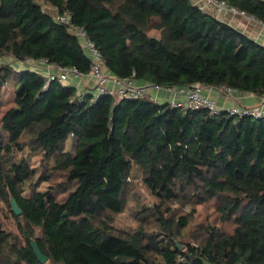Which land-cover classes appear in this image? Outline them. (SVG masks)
<instances>
[{
    "label": "trees",
    "instance_id": "16d2710c",
    "mask_svg": "<svg viewBox=\"0 0 264 264\" xmlns=\"http://www.w3.org/2000/svg\"><path fill=\"white\" fill-rule=\"evenodd\" d=\"M225 1L264 22V0ZM47 4L69 12L71 24L40 0H0V57L47 59L88 74L91 55L72 28L80 26L119 77L264 94V43L192 0ZM45 80L33 68L0 64V87L15 85L13 103L0 111V198L19 229L7 231L0 220V264H264V118L214 114L151 94L95 100L89 89L81 99L76 86L53 80L45 88ZM71 138L73 152L65 149ZM27 147L53 160L65 181L25 194L38 173ZM136 173L155 200L137 204L136 227L118 229L114 216L135 195ZM212 200L233 229L208 222L185 239L196 205ZM174 205L191 209L176 215Z\"/></svg>",
    "mask_w": 264,
    "mask_h": 264
},
{
    "label": "built area",
    "instance_id": "2783aa9c",
    "mask_svg": "<svg viewBox=\"0 0 264 264\" xmlns=\"http://www.w3.org/2000/svg\"><path fill=\"white\" fill-rule=\"evenodd\" d=\"M196 3V5L200 6L206 11L208 10L212 15L227 22L229 21V16H241L264 24V22L257 19L253 15L248 14L245 10H242L236 6H232L225 0H197ZM54 17L58 21L69 25L71 24V15L67 11H56ZM72 28L74 32L80 36L84 47H86V49L89 51L92 58L91 72L88 73V75L90 74V76L94 78L96 82L94 85V90L90 88L95 100L101 94H113L119 98L135 99L146 94H152L153 89L157 91L161 90V88H166L173 92L174 97L176 95L182 96V99H179L178 101L174 100L173 98V105H182L191 108H207L211 113L214 114H217L222 110H226L231 115L249 116L255 119L264 118V94L259 95L257 103L252 105L235 104L221 106L215 97L206 92V87L201 83H193L191 85L176 87H164L160 84H152L148 81H145L143 84H137V81L134 78H122L109 71H106L102 53L94 44V42L88 38L85 30L80 26H74ZM29 60L34 62V64H38V66L46 68L47 75L44 83L45 88H47L49 83L53 80L67 84L66 82L70 77L86 75L75 66H61L50 63L47 59L37 60L28 58L27 61ZM29 68L34 69L35 67L29 66ZM222 89L224 92H226V98L229 99L234 89L226 87ZM88 91L89 89L78 90V95L81 97V99H83Z\"/></svg>",
    "mask_w": 264,
    "mask_h": 264
},
{
    "label": "rangeland",
    "instance_id": "374dc122",
    "mask_svg": "<svg viewBox=\"0 0 264 264\" xmlns=\"http://www.w3.org/2000/svg\"><path fill=\"white\" fill-rule=\"evenodd\" d=\"M41 3H43V7L46 11L50 12L51 14L55 15L56 9L52 6H49L47 4V0H40ZM197 4L196 2H194ZM151 34L153 35H159L160 31L158 29H152ZM9 63L14 65L16 68H25L29 66H34L35 68L38 66V64H34L32 61H13L9 57H0V64ZM45 68V67H44ZM42 66H38L37 69H44ZM36 70V69H35ZM47 71V70H46ZM45 71V74L47 75V72ZM39 72H44L42 70H39ZM67 85H74L76 86L77 90H81L85 84L91 85V79L89 80V77L86 75H80L77 77H70L67 80ZM15 85L14 83H7L5 86L0 87V111L4 110V108L9 107L14 100L15 96ZM94 90L93 87H89ZM161 91L165 92V101H178L180 96L176 95L174 97V94L171 90H168L166 88H161ZM167 97V99H166ZM153 98L157 99L155 93H153ZM249 103L254 102L257 97L253 93H249L247 95ZM252 105V104H249ZM65 149L69 152L74 151V140L71 138L68 143L66 144ZM24 156L27 157L28 161L30 162V165L33 167L38 168L37 178L34 179V181H37V185L31 184L28 189H26L25 194L29 195L31 194L32 189L38 186L40 190H46L49 189L50 186H56L58 183H62L65 181L63 172H61L59 169H52L54 167V161L50 160H44L43 154L34 152L31 147H27L24 152ZM48 168V169H47ZM49 175L48 177L50 179L45 180V176ZM132 182L134 184V189L132 190L135 192V195L130 196L129 202L127 203V206L125 210L114 216V222L113 224L118 229H132L136 227L137 224V215H134L135 209L137 208V204H148L153 203L155 200V197L150 193V191L144 186L143 182L141 181V175L139 173H136L135 176L132 178ZM60 187H56V193L59 199H63L64 194H62L59 191ZM136 190V191H135ZM138 197H137V195ZM177 206V205H174ZM189 206V205H188ZM176 209V215L180 213H184L188 211L191 208H187V206H184L182 208ZM197 212L195 213L194 217L192 218L190 224L188 227L184 230L185 236L184 238L187 240H190L193 235H190L188 232H198L205 224L208 222H213L214 224H218L221 226V228L224 231H231L233 229V222H221V214L218 211V203L214 200L208 201L203 204H197L196 205ZM0 220L3 222V228H5L7 231L19 234V229L17 226V220L15 216L10 212V208L8 206V203L0 198ZM148 227L150 230H157L158 231V223L155 220H149ZM183 237L177 236L176 241L178 243L181 242Z\"/></svg>",
    "mask_w": 264,
    "mask_h": 264
},
{
    "label": "crops",
    "instance_id": "0c3cea01",
    "mask_svg": "<svg viewBox=\"0 0 264 264\" xmlns=\"http://www.w3.org/2000/svg\"><path fill=\"white\" fill-rule=\"evenodd\" d=\"M192 2H197V0H192ZM208 11V10H207ZM209 12V11H208ZM228 22L233 24L234 26H236L237 28H239L240 30L246 32L247 34H249L250 36H252L253 38H255L256 40H259L260 42L264 43V24L260 23V22H256L253 21L249 18L246 17H241V16H229L228 17ZM36 69L37 71L42 70L46 71L45 69ZM106 71L107 68H105ZM43 73V72H42ZM87 77H89V80L91 79V85L89 86V84H85V86L82 89H90L89 87H93L95 85V79L92 78L90 76V74H86ZM144 82L142 80L137 81V84H143ZM206 92L209 93L211 96L215 97L218 100V103L221 106H229V105H235V104H241V105H249V104H255L257 103L258 100V96L255 95L257 97V99L252 102L249 103L247 95L249 94L248 92H241V91H237L234 90L231 95L230 98L227 99L226 97V92H224V90L222 88L219 87H206ZM153 93H155L157 100L160 102H163L165 100V92L161 91V90H157L155 91L154 89L152 90V96ZM180 96V95H178ZM167 99V97H166ZM179 99H182V96H180Z\"/></svg>",
    "mask_w": 264,
    "mask_h": 264
},
{
    "label": "water",
    "instance_id": "95a60500",
    "mask_svg": "<svg viewBox=\"0 0 264 264\" xmlns=\"http://www.w3.org/2000/svg\"><path fill=\"white\" fill-rule=\"evenodd\" d=\"M10 202H11V207H12V210L14 211V213L15 214H21L22 208L19 206L16 198L13 195L10 196ZM32 246H33L34 252L37 255L38 259L42 263H46L48 261V256L41 250V248L37 244L36 240H32ZM178 246L182 247V245H178Z\"/></svg>",
    "mask_w": 264,
    "mask_h": 264
}]
</instances>
